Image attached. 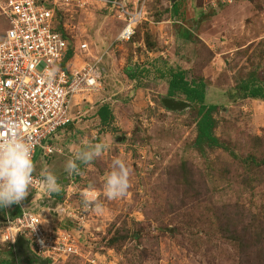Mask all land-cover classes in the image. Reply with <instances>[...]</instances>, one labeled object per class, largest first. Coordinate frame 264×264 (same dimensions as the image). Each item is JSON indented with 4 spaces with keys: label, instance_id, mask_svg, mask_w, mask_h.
<instances>
[{
    "label": "rangeland",
    "instance_id": "rangeland-1",
    "mask_svg": "<svg viewBox=\"0 0 264 264\" xmlns=\"http://www.w3.org/2000/svg\"><path fill=\"white\" fill-rule=\"evenodd\" d=\"M120 1L134 9L144 0ZM68 9L59 10L55 25L75 47L90 48L78 52L75 67L103 56L99 66L107 75L85 97L110 103L114 119L107 137L100 131L88 139L86 146L107 147L79 164L72 194L56 196L74 208L90 200L92 209L80 221L46 211L80 238L84 255L58 264H264V100L240 88L264 84V0H146L145 18L129 41L118 40L124 22L107 0ZM7 27L0 14V39ZM183 68L188 79L207 83L206 102L219 106L215 132L229 150L198 151V107L164 103L188 102L168 96L164 79ZM232 151L255 155L257 163H241ZM116 159L126 164L130 186L110 199L105 182ZM38 165L33 174L40 176ZM4 218L0 211V264H46L3 240Z\"/></svg>",
    "mask_w": 264,
    "mask_h": 264
},
{
    "label": "built area",
    "instance_id": "built-area-1",
    "mask_svg": "<svg viewBox=\"0 0 264 264\" xmlns=\"http://www.w3.org/2000/svg\"><path fill=\"white\" fill-rule=\"evenodd\" d=\"M90 1L0 0V14L8 24L0 39V140L17 131L32 145L33 159L39 148L46 155L56 151L54 141L59 131L74 121L73 98L90 95L103 86L105 74L97 63L85 62L77 70L68 67L67 57L69 52H76V47L55 25L59 10H69L71 6L84 8ZM107 1L124 22L118 40H131L145 18L146 0L134 9L120 0ZM79 49L88 52L89 44L82 43ZM42 180V176L33 174L29 195L20 205H13L18 212L5 217L3 240L17 247L23 236L28 241V254L31 252L32 257L46 264H58L72 256L82 257L80 238L60 221L49 220L46 211L55 213L58 220H63L60 217L63 215L64 219L80 221L84 219L83 212L92 209L90 200L83 193L89 202L84 207H71L68 200L53 198ZM69 181L72 192L74 174ZM45 196L50 199L47 205L39 209L28 207ZM28 198H32L30 203ZM41 238L44 246L38 243ZM87 260L97 264L95 260Z\"/></svg>",
    "mask_w": 264,
    "mask_h": 264
},
{
    "label": "clouds",
    "instance_id": "clouds-1",
    "mask_svg": "<svg viewBox=\"0 0 264 264\" xmlns=\"http://www.w3.org/2000/svg\"><path fill=\"white\" fill-rule=\"evenodd\" d=\"M107 145L96 144L82 148L76 153L74 159L66 164L69 174L78 173L77 161L88 164L99 157ZM113 171L107 176L105 192L108 198L115 199L126 193L129 188V172L126 164L116 159L112 164ZM35 162L33 160L32 145L17 131H11L6 139L0 140V209L9 208L12 205H20L30 193L33 183ZM48 193H58L61 185L58 177L53 173H47L42 180ZM87 203V201H85ZM37 226L34 227L33 233ZM38 243L44 246L41 238Z\"/></svg>",
    "mask_w": 264,
    "mask_h": 264
},
{
    "label": "crops",
    "instance_id": "crops-1",
    "mask_svg": "<svg viewBox=\"0 0 264 264\" xmlns=\"http://www.w3.org/2000/svg\"><path fill=\"white\" fill-rule=\"evenodd\" d=\"M123 26L120 28V31L122 30ZM79 47L80 46H76V52L73 53V56L71 59H68V67L71 70L79 69L75 67L76 57H78V52L87 53V52L81 51ZM102 60H103V56H98L95 61L83 60L81 66L85 62H94V63H97L99 66ZM183 70L185 69L183 68ZM104 74H105V78H107V75L105 72ZM128 78L130 79V81L134 79L133 81L137 82V79H136L137 77L130 78L128 76ZM164 79L168 83V80H169L168 71L164 73ZM108 99H112V98H108ZM95 102L90 103L89 99L86 98L84 94L77 95L76 97H74L73 105H72V113L74 116V121L59 131L54 141L56 151L52 155H46L43 149L39 148L33 159L34 162L36 160H39L38 166L40 167V169L38 173L41 174L40 176L44 177V175L47 173H53L58 177V182L61 185V190L57 194L51 193V196H53V198L55 199L60 200L56 196H59L58 194L60 195L63 194V192H66L67 194L69 193L70 195L72 194L68 186L70 183L69 181L70 177L74 173L69 174L66 171L67 162L70 159L75 158L76 153L86 146V144L88 143V139L90 137L97 139L96 134H99L100 131H102L100 135L104 134V136L106 137L109 135L107 128L109 124L111 123V121L109 124H105V125L102 124L98 111L103 105H109L114 115L112 106L110 105V103L103 104L102 102L101 103L100 102L95 103ZM93 123H96L98 125L97 130H92V126L95 125ZM96 144H99V143H96ZM80 163L81 162L77 161L78 166ZM79 172H80V167H79ZM65 196L66 195H64V197ZM31 199L32 198H28L27 200L28 203H30L29 201H31ZM37 202L45 206L48 202H50V199H48V196H45L43 197V199H39V201L37 200ZM17 212H18L17 209H15L13 205L9 208L8 211H3L5 217L8 215H15ZM3 221H5V218L3 219Z\"/></svg>",
    "mask_w": 264,
    "mask_h": 264
},
{
    "label": "trees",
    "instance_id": "trees-1",
    "mask_svg": "<svg viewBox=\"0 0 264 264\" xmlns=\"http://www.w3.org/2000/svg\"><path fill=\"white\" fill-rule=\"evenodd\" d=\"M176 12L178 8L176 7ZM187 36L192 37L189 31H185ZM73 52H69L67 59H71ZM169 80H168V96L175 97L177 95L185 96L186 100L191 103L195 108L198 107V121H197V138L195 140V146L201 153L206 152V149L214 148H224L229 150L230 147L223 142L216 135V128L218 126V121L215 117V113L219 109L218 105L208 104L206 102L207 94V83L203 78L188 79L186 71L183 69L178 70H168ZM127 75L130 78H136L137 75L131 71H128ZM245 93H248L252 98H260L264 100V84H258L256 81H248L246 84L240 87ZM98 114L101 118L102 124H109L114 119L113 112L109 105H103ZM232 155L235 159H240L241 163L256 162L257 159L255 155H249L244 158L239 156L236 152L232 151ZM0 211H5V209H0ZM234 234L232 239H238ZM12 248H17L12 247ZM46 263V262H44Z\"/></svg>",
    "mask_w": 264,
    "mask_h": 264
},
{
    "label": "water",
    "instance_id": "water-1",
    "mask_svg": "<svg viewBox=\"0 0 264 264\" xmlns=\"http://www.w3.org/2000/svg\"><path fill=\"white\" fill-rule=\"evenodd\" d=\"M164 103L172 108V109H176V108H183L188 106L190 103L188 102H181V103H176L173 99H165ZM47 205V204H46ZM27 246H28V241L26 238H24L23 236L19 238L18 243H17V247L19 249H23L26 253H27Z\"/></svg>",
    "mask_w": 264,
    "mask_h": 264
}]
</instances>
